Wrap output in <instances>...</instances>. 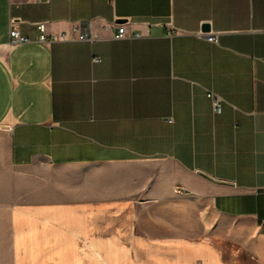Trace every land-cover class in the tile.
I'll return each instance as SVG.
<instances>
[{
	"label": "crops",
	"instance_id": "crops-1",
	"mask_svg": "<svg viewBox=\"0 0 264 264\" xmlns=\"http://www.w3.org/2000/svg\"><path fill=\"white\" fill-rule=\"evenodd\" d=\"M0 264H264V0H0Z\"/></svg>",
	"mask_w": 264,
	"mask_h": 264
},
{
	"label": "built area",
	"instance_id": "built-area-1",
	"mask_svg": "<svg viewBox=\"0 0 264 264\" xmlns=\"http://www.w3.org/2000/svg\"><path fill=\"white\" fill-rule=\"evenodd\" d=\"M105 29L109 30L112 34V39L114 40H121L125 38L135 37L139 38L141 37L140 34H134L129 35L127 31L125 30V24L119 23L116 20H113L109 23H106L104 26ZM37 29L39 33L38 41L39 42H51V41H94L98 39V35L96 33H93L90 31V24L89 22H80L75 25H73L70 29L61 31L59 33L54 32H47L46 26L44 23L37 24ZM9 38L12 44H21L27 43L29 40L26 37H23L22 35H19L16 29H10L9 31ZM198 36H205V40L216 43V37L215 35H204L203 33H198ZM97 59H94L96 61ZM208 98L211 101L212 110L216 114L221 113V100L220 98L216 97L212 93L207 94ZM175 192L177 194H180L182 192L181 187H176Z\"/></svg>",
	"mask_w": 264,
	"mask_h": 264
},
{
	"label": "water",
	"instance_id": "water-1",
	"mask_svg": "<svg viewBox=\"0 0 264 264\" xmlns=\"http://www.w3.org/2000/svg\"><path fill=\"white\" fill-rule=\"evenodd\" d=\"M201 27H202L203 31H207L208 30L207 24H205L204 26H201Z\"/></svg>",
	"mask_w": 264,
	"mask_h": 264
}]
</instances>
